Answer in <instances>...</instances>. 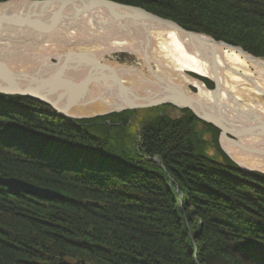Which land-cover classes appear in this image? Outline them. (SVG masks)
<instances>
[{
  "label": "trees",
  "instance_id": "16d2710c",
  "mask_svg": "<svg viewBox=\"0 0 264 264\" xmlns=\"http://www.w3.org/2000/svg\"><path fill=\"white\" fill-rule=\"evenodd\" d=\"M114 1L264 58V0ZM0 101V176L59 197L0 187V264H264V176L239 170L220 149L221 132L190 110L178 121L156 117L139 152L126 135L96 139L85 121L53 127L47 114H57L35 101L48 112L39 113L30 98Z\"/></svg>",
  "mask_w": 264,
  "mask_h": 264
},
{
  "label": "bare ground",
  "instance_id": "6f19581e",
  "mask_svg": "<svg viewBox=\"0 0 264 264\" xmlns=\"http://www.w3.org/2000/svg\"><path fill=\"white\" fill-rule=\"evenodd\" d=\"M25 3V0H14L7 5H0V14H5L10 8L20 9L24 7ZM55 11L56 9L48 11L50 12L48 16L50 18L63 17V15L53 13ZM107 11L104 8H94L93 13L85 15H91V18L96 16V20L114 23L112 26L116 25V27L134 26L135 23L121 19L120 15L116 16L115 12L109 9ZM66 13L67 11L64 14ZM66 24H62L51 33L47 30L36 33L33 26L32 28L22 27L21 33L17 32L20 37H26L27 42L24 40L25 43L8 45L0 43V55L4 54L0 60H5L6 64L9 61L8 66L13 63L14 65L10 67L11 70L23 75L26 79L28 77L25 75H34L40 72L42 73L40 78L44 77L45 81L46 76L57 74L59 82L54 85V80L50 90L52 92L46 94L53 95L52 98L57 100L58 95L54 90L59 88L61 90V100L59 101L63 108L66 105L64 101H68V105L81 101L83 106H88L91 102V108L88 110L78 106L70 108L69 114L71 115L74 113L91 117L93 114L115 111L116 108L123 109L130 101L145 104V102L148 103L172 93L171 90L180 91L183 96L192 97L204 105L212 114L210 117L225 123L224 125H227L226 127L231 133L238 132L243 136L246 133L245 127H249L253 134L250 136H246V134L244 139L236 140L237 143L249 148V151L246 150V147L245 149L239 148L229 141L224 142L223 145L228 154L236 159L244 169L258 170L264 173V134L261 133L264 130V60H250L242 52L218 46L211 41L208 46L201 49H203L204 58L211 57V50L215 49L216 51L214 53L219 83L216 87L217 84L214 83L216 77L211 67L200 58L198 53L193 51L197 48L194 46V43L197 42H191L176 31L166 28L152 30L148 34L147 44L144 35L139 36L136 32L125 35L121 31L120 33L117 30L114 32L115 27L111 31H103V33L99 29L95 38L102 39L101 43L100 39L97 41L92 38L88 33L90 30L86 31L85 25L79 24V22L68 24V26ZM136 28L140 29L141 27L136 26ZM201 38L210 40L208 36L204 35ZM121 51L136 55L143 63L127 70L122 65L118 66L107 62L105 58L107 55ZM87 56L94 59L96 63L98 62V66L108 69L104 71L100 69L91 73L92 78L99 81L88 87L82 86L84 78L81 77L85 73V71L82 72V66L72 65V61L75 62L77 58ZM7 68L10 70L9 67ZM144 68L147 69L146 74ZM60 69L62 72L59 73ZM111 71L118 78L113 79ZM189 72L210 79L213 87H208L202 80L193 78L188 74ZM69 78L73 79L71 83L75 85L67 84L70 81ZM78 79L80 80L78 81ZM119 79L122 85L118 88L115 81ZM135 87L138 88V91L135 90ZM191 88L196 92H192ZM38 104L45 105L42 102ZM46 106L48 105L46 104ZM189 110L192 112L190 108L186 111ZM193 115L196 117L194 113ZM258 130L261 132L256 134L259 132ZM229 138L230 140L235 139ZM259 153L261 155L263 153L262 157Z\"/></svg>",
  "mask_w": 264,
  "mask_h": 264
},
{
  "label": "water",
  "instance_id": "95a60500",
  "mask_svg": "<svg viewBox=\"0 0 264 264\" xmlns=\"http://www.w3.org/2000/svg\"><path fill=\"white\" fill-rule=\"evenodd\" d=\"M25 2L26 3L24 4V7L20 9L16 10V9L10 8L8 9L9 11H7L5 14L3 15L0 14V43H6L7 45L11 43H19V42L25 43L26 37L24 36L20 37L18 34V32L21 33L22 27L32 28L33 26V28L36 30V33L37 32L42 33L43 31H46V30L50 31L51 33V32H54V30H56V28L60 27L62 24L65 25L67 23L66 25L68 26V24H72L76 22H79V24L85 25L86 29L90 27H92V29L95 28V30L100 29L102 31L101 33H103V31L109 32L112 29H114V27H115L114 32L115 30H117L118 33H120L121 31L125 35H131V32L132 33L136 32L139 34V36L144 35L143 37L145 39V43H147V40H149L148 34H150L152 30H156V29L162 30L163 28H166V29H170L171 31L178 32L179 34H181L183 37L187 38L191 42L192 41L197 42V43H194V46H197V48L195 50L193 49L192 50L195 51V53H198L200 58H202L204 62L207 63L211 67L216 77L214 80V83L217 84L216 87H218V84H219L218 79H217L218 78L217 77V67H216L217 62H215V53H214L216 51L215 49L214 51L211 50L212 51L211 57L204 58L203 57L204 54L202 53L203 49H201V48H204L205 46H208L211 41L213 44L216 43L218 46L220 45L224 48H229V49L232 48L240 53L242 52L245 56L249 57L250 60H256L255 57L246 53L242 48L241 49L235 48L231 45L229 46L228 44L222 41L217 42L216 40L212 38H210V40L208 41L203 40L201 38V36L203 35L198 34V33L195 34L188 30H184L176 22H172L164 18L161 19L155 16L154 14L148 13L145 10L134 8L131 6L127 7V6L112 2V1H105V0H42V1H32L31 0V1H27L25 0ZM55 5L57 6L55 7ZM80 6L82 7V10ZM94 8H100V9L104 8L105 11L109 9L112 12H115L116 16L120 15L121 19L127 20L128 22H132L135 24L133 27L132 26L116 27V25L112 26L114 23H106L103 21L100 22L98 19L96 20V16L91 18V15H87V16L85 15L86 13H93L92 11L94 10ZM53 9H56V11L53 13L58 14L60 16L63 15V17L54 16L50 18L48 16L49 15L48 13L50 12L48 11H51ZM65 11H67L66 14H64ZM136 26H139L141 28L138 29L136 28ZM3 55L4 54H1L0 57ZM97 63L94 59H92L89 56L83 57V58L79 57L77 58V60H75V62L72 61V65L74 64L77 66L80 65L83 68L82 72L85 71L84 76H83L84 85L82 86L88 87L89 85L97 83L99 81L96 78H92V76L90 75L91 73L97 72V70H100V69L103 71L108 70V69H105L104 67L98 66L99 64L97 65ZM8 64H9V61H7V64H6L5 60L3 59L0 60V95L10 96V97L26 96L34 100L35 99L39 100L41 102L49 104L57 113H59V115L62 118H69L70 108H76V106L79 107L81 105V101H79V103L77 102L71 103V105L67 104L68 101H64V103H66L65 108L61 107L60 106L61 101H59L61 100V90L59 88L57 90L56 89L54 90L56 91V95H58L57 100L54 99V97L52 98L53 95L50 96L46 94V93L52 92L50 90L52 88V85H53L52 82L54 80H55L54 85L59 82V80H57L58 78L56 76L57 74L56 75L53 74V76L52 74L49 76H46L45 81H44V77L40 78L42 74L40 72L34 75L33 74L25 75V77H28L26 79L24 78L23 75L16 73L15 71L11 69L9 70L7 68L9 67ZM147 64L149 65V63ZM60 72H62L61 69L59 73ZM111 77L113 79L118 78L117 75H114L113 71H111ZM72 78H69L70 81L67 82V84L69 83L72 84L71 83V81L73 80ZM120 81H121L120 79L115 81L118 88L122 85ZM72 85H75V84H72ZM171 92L172 93H169L166 96L159 97L158 99L154 101H150L148 103L145 102V104H139L133 101L127 102L128 105L125 106V108L135 110V109H145V108H156V106H163L167 104L171 105L177 110L178 109L187 110L190 108L192 112L196 115V117H198L199 120H202L203 122L209 125H212L220 130L221 132L220 138L222 139L223 142L229 141L233 145L235 144L239 148L245 149L246 146H243L237 143L236 140L244 139L246 134H247L246 136H250L251 134H253V132L249 130V127H245L246 133L243 136L239 135L238 132L233 134L226 127L227 125L226 126L224 125L225 123H221L219 120L213 117H210L212 114H210L208 109L204 105H202L200 102L198 103L192 97L187 98L186 96H183L180 91L174 92L173 90H171ZM115 110L123 111L124 108L123 109L116 108ZM258 131L259 132H256V134H259L261 132L260 130ZM261 133L264 134V130ZM229 137L235 138V139L230 140ZM223 148H224V145H223ZM246 150L249 151V148L246 147ZM227 155L229 156L230 159H232L234 163H236L239 166L240 170L244 172L246 171L255 172L254 170L244 169L236 159H233L231 155L228 154V152H227ZM259 155L261 154L259 153ZM0 185L4 187L7 186L16 191L18 190L21 192H25L27 194H32L38 198L42 197L46 199H51L56 196V194L53 193L51 190L49 191V190L40 189L32 184H29V183L27 184L20 180H14V179L5 180L0 177Z\"/></svg>",
  "mask_w": 264,
  "mask_h": 264
},
{
  "label": "rangeland",
  "instance_id": "374dc122",
  "mask_svg": "<svg viewBox=\"0 0 264 264\" xmlns=\"http://www.w3.org/2000/svg\"><path fill=\"white\" fill-rule=\"evenodd\" d=\"M12 1H14V0H3V1H1L0 2V5H7V4H9L10 2H12ZM27 1H31V0H27ZM32 1H41V0H32ZM105 1H112V2H115V3H117V4H121V5H124V6H127V7H134V8H138V9H142V10H145V11H147L148 13H150V14H154L153 12H151V11H149V10H146V9H144L143 7H138V6H135V5H132V4H130V5H127V4H124V3H120V2H116V1H114V0H105ZM155 16H157V17H159V18H161V19H163L162 17H160V16H158V15H156V14H154ZM164 19H166V18H164ZM166 20H169V19H166ZM170 21H172V22H176L175 20L173 21V20H170ZM183 28V27H182ZM203 28H205V27H200V28H198V29H203ZM184 29V28H183ZM87 30H90V31H88V33L92 36V38H95L97 35H98V32H99V30H95V28L94 29H92V27H90V28H87L86 29V31ZM156 30H159V29H156ZM184 30H187V29H184ZM188 31H190V32H192L191 30H188ZM203 31V30H202ZM193 33H198V34H201V35H204V36H208L209 38H212V39H214L212 36H210L208 33L206 34V33H203V32H194L193 31ZM89 39H90V37H89ZM97 41L100 39V38H95ZM101 40V43H102V39H100ZM215 40V39H214ZM217 41V40H216ZM220 41H222V40H220ZM218 42H219V40H218ZM222 42H224V41H222ZM225 43V42H224ZM227 44V43H226ZM229 45V44H228ZM230 46V45H229ZM231 46H233V45H231ZM88 47V46H87ZM233 47H235V46H233ZM235 48H239V47H235ZM241 49V48H240ZM243 49V48H242ZM245 51V50H244ZM126 51H121V52H112L110 55H107L105 58L107 59V62L108 63H112V64H117L118 66H124L125 68H127V70L129 69V68H132V67H137V65L138 64H140V63H143L142 62V60H140L136 55H130V54H128V53H125ZM246 53H248L247 51H245ZM249 54V53H248ZM251 56H253V57H255L256 58V60H261V61H263L264 60V58L263 59H261V58H259V57H256V56H254V55H251ZM104 58V59H105ZM12 65H14L13 63L11 64V65H9V68L12 66ZM155 65V64H154ZM153 65V66H154ZM121 68V67H120ZM154 68V67H153ZM155 68H157L156 67V65H155ZM10 69H12V68H10ZM144 72H145V74L147 73V69H145L144 68ZM188 74H190L193 78H195V79H199L200 80V78H202V77H200L199 78V76H197V78L195 77V76H193L190 72L188 73ZM80 76V75H79ZM78 76V77H79ZM81 78H83V77H81ZM205 78V79H204ZM204 78H202V79H204V80H208V81H210V79H208V78H206V77H204ZM80 79H78V81H79ZM77 81V82H78ZM201 81V80H200ZM135 90H137L138 91V88L136 89V87H135ZM191 91L192 92H196V90L195 89H193V88H191ZM4 96V95H3ZM6 98H11V97H7V96H5ZM17 97H19V96H16L15 98H17ZM4 101V100H3ZM3 101H0V102H3ZM21 104V103H18V102H8V103H6V104H8L7 106L9 107L10 106V104ZM1 104H5V103H1ZM33 105L35 106V107H37L36 105H37V103L35 102V103H33ZM90 105H92L91 104V102L88 104V106L86 105V106H83V104L81 103V105L79 106V107H82V108H84L85 110H88V109H90L91 107H90ZM18 107H16V109H17ZM50 107L48 106L47 108H46V111L49 109ZM32 108H30V109H25V113H26V111H27V113H30V112H32L33 110H31ZM35 110H39V113H41V114H44L42 111H41V109L39 108V107H37ZM5 111H7V110H5ZM74 111H76V110H74ZM73 111V112H74ZM54 111L51 109V114H54L53 113ZM70 112V111H69ZM70 115V117L69 118H65L64 120L65 121H63L59 116L57 117V116H55V115H50V114H47V116H48V120H49V123H54V125H52L53 127H57L58 125L60 126V127H62V126H65V125H67V128L69 129H76V127H78L77 125H76V123H78V122H80V121H85V122H87L86 123V125H87V127H90V129L88 130V133L89 134H91V136L92 135H94L95 137H96V139H99V140H101V141H103L104 139H109V140H114V142H115V136L117 135V138H124V135H126V137H127V139H125L126 141H124V142H127L129 145H131L132 147H135L136 149L135 150H138L139 152H141L142 150H141V146H143V141H142V136H143V133L146 131L145 129H146V127H149V126H152L153 125V123L156 121V117H163V116H169L172 120H174V121H178V119H180L182 116H183V114L181 113V111L180 110H174L173 108H171L170 106H169V104L167 105V106H165V105H163V106H160V107H156L155 109H151V108H145V109H135V110H131V109H126V108H124V110L123 111H117V110H113L112 112H105V113H102V114H93V115H91V117H89V116H84V115H75L74 113L71 115V114H69ZM71 121V122H67V121ZM94 120H96V121H94ZM99 120V121H98ZM51 121V122H50ZM201 121V120H200ZM69 123V124H64V123ZM203 122V121H202ZM58 123H60V124H58ZM203 123H205V122H203ZM64 124V125H63ZM79 124V123H78ZM71 127H70V126ZM83 125V124H82ZM157 125H158V122H157ZM72 126H76V127H72ZM113 128H115V129H113ZM199 128H202L201 127V125H199ZM55 129H57V128H55ZM60 129V131L62 132V134H60V133H57V134H59V135H64V137L63 138H70V137H73L74 139L76 138V137H74V135L73 134H67V133H65L64 131H62L63 129H61V128H59ZM124 132V134H122ZM66 135H68V136H66ZM157 135H159L158 133H157ZM221 137V134L219 135V145H220V149H222V151L227 155V152H226V149H224L223 148V144H224V142L222 141V139L220 138ZM122 138H121V140H122ZM210 138H211V136H210ZM210 138L209 137H207V139L209 140V141H212V138H211V140H210ZM123 142V141H122ZM31 144H29L28 146H30ZM31 147V146H30ZM43 146H41V145H35L34 146V149H35V151H37L38 152V150H43V149H46V148H42ZM131 147V148H132ZM49 150V149H48ZM63 153V152H62ZM68 153H70V152H68ZM51 154H55L53 151H51ZM63 154H65V153H63ZM227 157H228V155H227ZM49 160H50V158L49 159H47L46 161H47V163H46V165H49L50 164V162H49ZM53 160H58V158H56V159H51V162H53ZM146 160H148V161H150V163H152L153 165H156V166H161L162 164V162H160V159L158 158V157H147L146 158ZM82 161H83V158L81 159V158H75L74 160H73V162H74V166H79V164L80 163H82ZM94 164H97V165H100V166H102L101 164H100V162L99 161H97V160H94ZM235 165L237 166V167H239L236 163H235ZM53 166V165H52ZM54 167V166H53ZM77 168V167H76ZM161 169H163L164 170V168H161ZM165 171V170H164ZM83 173H84V171H82ZM82 172H80V173H82ZM248 173H252V174H256L255 172H253V171H247ZM91 174V173H90ZM2 179H5V178H3L2 177ZM6 179H14V178H6ZM5 179V180H6ZM14 180H20V181H23V182H25V183H29V184H32V183H30L29 181L27 182V181H25V180H23V179H14ZM171 181V184L172 185H174L175 186V181L174 180H170ZM32 185H34V184H32ZM34 186H36V185H34ZM0 187H2V188H8V189H10V190H12V191H14V192H17V193H20L21 195H27V196H34V195H32V194H27V193H25V192H21V191H16V190H13V189H11V188H9V187H4V186H2V185H0ZM37 187V186H36ZM37 188H40V189H44V190H48V189H46V188H42V187H37ZM176 195H178L179 196V199L181 200V202L183 201V199H184V194L183 195H181V194H179L180 193V189H179V186H177L176 188ZM52 191V190H51ZM54 192V191H53ZM56 194V196L55 197H53V198H51V199H59V197L57 196V193H55ZM181 197V198H180ZM34 198H36V199H39V200H51V199H46V198H42V197H40V198H38V197H36V196H34ZM84 264V263H83Z\"/></svg>",
  "mask_w": 264,
  "mask_h": 264
}]
</instances>
